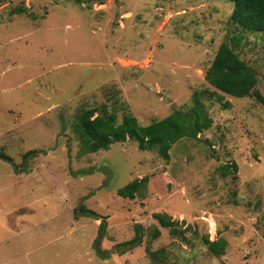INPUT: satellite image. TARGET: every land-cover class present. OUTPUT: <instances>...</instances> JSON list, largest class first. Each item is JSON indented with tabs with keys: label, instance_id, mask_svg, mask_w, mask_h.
Returning <instances> with one entry per match:
<instances>
[{
	"label": "rangeland",
	"instance_id": "rangeland-1",
	"mask_svg": "<svg viewBox=\"0 0 264 264\" xmlns=\"http://www.w3.org/2000/svg\"><path fill=\"white\" fill-rule=\"evenodd\" d=\"M90 5L0 0V153L11 159L0 158V264H154L148 250L170 264H264V35L233 22L231 0ZM224 43L256 74L262 101L207 95L210 128L174 145L169 160L130 139L86 150L84 111L115 113L118 124L131 114L145 127L215 92L206 73ZM145 177L134 199L121 197ZM13 220L24 235L11 233ZM137 225L142 243L116 253ZM206 237L225 240V254L215 257Z\"/></svg>",
	"mask_w": 264,
	"mask_h": 264
},
{
	"label": "trees",
	"instance_id": "trees-1",
	"mask_svg": "<svg viewBox=\"0 0 264 264\" xmlns=\"http://www.w3.org/2000/svg\"><path fill=\"white\" fill-rule=\"evenodd\" d=\"M75 1L79 5H85L86 9H90L91 3L100 0ZM231 1L235 4L232 14L233 22L243 31L264 35V0ZM14 13L23 14L25 10L16 9ZM206 79L216 91L196 92L193 96V107L190 110H176L169 117L144 127L131 114H126L122 124H118V117L115 113L96 114L97 111L93 109L84 111L79 115L77 132L82 141H85V148L90 153L109 149L114 143H123L130 139L136 141L140 149H157L162 158L169 160L170 150L174 145L184 139L197 140L203 131L210 128L212 122L202 103L207 95L215 97L219 102L223 100L222 93L238 98L254 96L257 100L262 101L260 92L255 88L258 84L256 74L245 62L239 59V56L226 43L219 48L206 73ZM225 106L230 107L229 104H225ZM30 154L28 153L26 157ZM0 158L11 161L3 153H0ZM232 170L237 171V166L232 164L221 168L224 176L230 174ZM149 181V178L145 177L142 180L132 182L120 192L121 197L134 199L145 187L147 188ZM80 212L99 220L95 213L85 210L83 207H81ZM153 217L162 228L170 229L174 235L179 234L176 229L178 222H175L171 216L159 213L154 214ZM152 229L153 239H158L161 235L160 230L158 228ZM135 231V237L131 241L116 246V250L122 249L116 253H125L142 243L144 238L143 227L137 225ZM204 241L215 257H221L225 254L227 244L225 240L219 238L212 242L206 237ZM98 252L104 260L110 257V252ZM163 252L157 251L153 254L148 250L149 256L151 254L150 261L154 264H170V260L164 256L165 253Z\"/></svg>",
	"mask_w": 264,
	"mask_h": 264
},
{
	"label": "crops",
	"instance_id": "crops-1",
	"mask_svg": "<svg viewBox=\"0 0 264 264\" xmlns=\"http://www.w3.org/2000/svg\"><path fill=\"white\" fill-rule=\"evenodd\" d=\"M19 211V210H18ZM17 211V209L15 210V211H13L10 215H9V217H11V218H14V215H15V212H18ZM13 225H15L16 227L15 228H13V229H11V233L14 235V234H19V235H24L27 231H24V229L23 228H20V229H17L18 228V222H17V220H13V223H12ZM21 224H24V225H28V223L27 222H21Z\"/></svg>",
	"mask_w": 264,
	"mask_h": 264
}]
</instances>
